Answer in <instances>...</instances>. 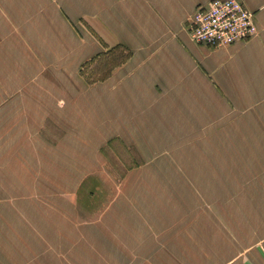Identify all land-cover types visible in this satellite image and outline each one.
I'll return each instance as SVG.
<instances>
[{
	"label": "crops",
	"instance_id": "crops-1",
	"mask_svg": "<svg viewBox=\"0 0 264 264\" xmlns=\"http://www.w3.org/2000/svg\"><path fill=\"white\" fill-rule=\"evenodd\" d=\"M210 1L0 0V264H264V0H240L257 33L225 47L189 37ZM111 154L155 170L172 207L93 211L77 230L102 239L38 242V196L94 188ZM230 174L244 196L201 187Z\"/></svg>",
	"mask_w": 264,
	"mask_h": 264
},
{
	"label": "rangeland",
	"instance_id": "rangeland-1",
	"mask_svg": "<svg viewBox=\"0 0 264 264\" xmlns=\"http://www.w3.org/2000/svg\"><path fill=\"white\" fill-rule=\"evenodd\" d=\"M190 37V36H189ZM251 39V38H250ZM249 40V39H248ZM247 41V40H245ZM90 66V65H88ZM86 66L81 70L83 74L90 79L93 77H102L106 74V70L100 69L96 74H93L91 67ZM124 155V154H123ZM111 165H106L102 171L105 172V178L100 176L99 180L95 181V186L90 187L87 184V177L85 176L81 183L65 186L60 184H53V196H38L36 199V223L39 225L49 224L48 214L51 212V226L53 230L46 234L41 231L38 233V242H44L50 240L49 235L54 243L60 240L61 235L68 237V240H85L91 241L96 239H102L100 234L91 233L85 231V233L77 230V225H93L96 224L99 219L92 213L93 211H100L101 214L109 209H123L126 206L132 207L135 211L152 205L156 207L157 201H150L151 198H159L165 196L166 207H172V202L169 200L173 196V186H165L164 181L160 178H152V172L155 170L147 169L146 173L151 176L146 182H142L140 179L141 170L137 168H121L117 167L120 163H127L118 154H111ZM136 163V162H134ZM57 169L53 171V180L59 181V172ZM66 171V170H65ZM232 171V170H230ZM235 172V170H233ZM72 170H68V180L73 178L71 174ZM127 174V175H126ZM129 184L130 186H128ZM33 187V186H31ZM201 187H213L214 193L217 196H244V186L236 185V176L230 174L228 184H216ZM147 188H153L147 190ZM198 196H212L211 193H207L204 190H197ZM125 196H131L133 199L124 201ZM48 197H51L48 199ZM144 199V200H141ZM143 204V205H141ZM46 211V218L44 212ZM102 218V217H101ZM47 221V223H46ZM75 226V227H73ZM129 226H125L127 228ZM67 228L66 232H62L61 229ZM62 233V234H61ZM47 235V237H46ZM123 233H117V239L123 240ZM85 236V237H84Z\"/></svg>",
	"mask_w": 264,
	"mask_h": 264
},
{
	"label": "built area",
	"instance_id": "built-area-1",
	"mask_svg": "<svg viewBox=\"0 0 264 264\" xmlns=\"http://www.w3.org/2000/svg\"><path fill=\"white\" fill-rule=\"evenodd\" d=\"M188 33L195 43L225 47L252 38L257 27L253 12L240 0H211L191 15Z\"/></svg>",
	"mask_w": 264,
	"mask_h": 264
},
{
	"label": "trees",
	"instance_id": "trees-1",
	"mask_svg": "<svg viewBox=\"0 0 264 264\" xmlns=\"http://www.w3.org/2000/svg\"><path fill=\"white\" fill-rule=\"evenodd\" d=\"M114 59L117 61V59H119V56L116 55V57ZM99 66H100V69L102 68V69H104V71L107 70V68L110 66L109 59L106 58L105 54H102Z\"/></svg>",
	"mask_w": 264,
	"mask_h": 264
}]
</instances>
